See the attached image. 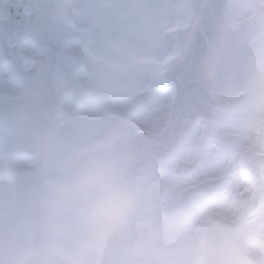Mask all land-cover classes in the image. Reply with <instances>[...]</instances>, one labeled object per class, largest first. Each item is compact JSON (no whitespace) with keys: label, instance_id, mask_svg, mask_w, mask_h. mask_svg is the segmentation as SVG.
<instances>
[{"label":"rangeland","instance_id":"rangeland-1","mask_svg":"<svg viewBox=\"0 0 264 264\" xmlns=\"http://www.w3.org/2000/svg\"><path fill=\"white\" fill-rule=\"evenodd\" d=\"M55 3L56 0H49ZM255 0H231L230 5L252 4ZM189 0H69L64 8L63 18L68 24L74 19L84 18L87 23L80 28L73 41L79 49L90 51L106 67L105 86L107 98L105 103L97 105L95 99L88 98L80 106H74L72 99L66 100V107H72L80 117L94 118L97 122L105 119L112 124L109 131L94 129L90 132L74 152L85 148H96L107 145L120 134L133 135L140 131L161 133L169 118L165 117L157 126L155 117L149 111L142 93H149L157 88L159 79L157 70L152 64L141 62L145 50L156 41L157 31L147 29L152 19L158 20L159 28L176 29L175 17L169 5L188 4ZM156 5V7H145ZM231 9L229 10V12ZM102 25L107 30L98 41L91 37L96 33L95 27ZM228 34L225 35V50L215 70L213 96L218 104L217 121L209 128L199 123L184 146L170 160L160 166L141 173L139 180L144 183L145 197L149 200L148 209L143 211L154 232V240L149 249L147 264H194L198 258L193 246L190 229L182 237L178 231L179 222L187 224L189 213L179 215V222L168 216L166 208L153 206L154 199L167 203L175 200L178 191L194 181L177 182L171 176V169L181 159H189V151L197 150L191 159L197 171L201 168H237V157L231 152L238 138V122L243 120V106L231 100L242 91L243 84L231 72L232 59L228 51ZM164 54L161 53V57ZM255 83L261 80L260 68L264 65V52L259 46L253 52ZM117 74L118 79H112ZM254 83V85H255ZM252 85V86H254ZM224 98L230 104H223ZM105 123V122H104ZM13 133V135H9ZM16 138L14 129L0 123V264L11 258L20 245L27 242L30 233L28 220L14 203L12 192V174L14 167L29 165L33 161L14 155L13 144ZM165 172L167 177L161 178ZM160 175V176H159ZM141 176V178H140ZM162 183L161 192L158 190ZM47 182L54 187L53 195L46 201L52 205L55 200L59 217L73 220L82 199L86 196L87 187L74 177L67 164H61L52 173ZM148 185V186H147ZM147 186V187H145ZM161 189V190H162ZM173 217V216H172Z\"/></svg>","mask_w":264,"mask_h":264},{"label":"snow or ice","instance_id":"snow-or-ice-1","mask_svg":"<svg viewBox=\"0 0 264 264\" xmlns=\"http://www.w3.org/2000/svg\"><path fill=\"white\" fill-rule=\"evenodd\" d=\"M0 5H3L0 7V25L14 19L21 22L23 29L21 36L9 43L7 52L0 47V100L17 95L35 96L38 78L54 77L59 81L69 74L73 84L78 85L97 75L99 68L94 55L73 43L80 28L87 23L84 18L74 19L68 24L62 11L53 4L0 0ZM225 7L231 9L227 16L231 72L246 87L254 85L253 52L257 46L264 52V0L227 6L217 0H205L202 4L188 3L175 9L169 5L176 29L165 27L161 30L155 18L144 26L158 33L154 45L145 50L141 61L152 64L159 79L156 89L141 94L155 117L154 127L165 117L170 119L173 114L183 112L194 100L204 109L207 89L198 77V68L203 60L208 34L215 28L218 13ZM178 33H183V38ZM161 53L164 54L162 57ZM73 58H78V63L73 64ZM260 75V85L264 89V65L260 68ZM118 78L117 74L112 77L114 80ZM106 98V91L101 90L94 103L102 105ZM261 107L264 108V92ZM231 179L229 177L213 195V200L232 199Z\"/></svg>","mask_w":264,"mask_h":264},{"label":"water","instance_id":"water-1","mask_svg":"<svg viewBox=\"0 0 264 264\" xmlns=\"http://www.w3.org/2000/svg\"><path fill=\"white\" fill-rule=\"evenodd\" d=\"M66 1L58 0V6H62ZM25 2L47 4L45 0ZM204 2L205 0H191L193 4ZM217 2L229 5V0ZM228 9L225 7L218 13L217 24L207 37L205 49L212 46L215 55L203 59L198 68V77L202 86L207 89L204 109L194 100L183 112L171 116L170 123L161 136L146 133L133 138L121 136L110 148L88 154L71 155L72 149L81 138L84 124L73 118L64 124L60 123L59 119L64 112L63 101L70 95L77 102H82L86 96H96L100 92L104 77L102 67L98 64L97 75L84 84L74 85L69 74L61 78L60 87H57V80L54 77L38 78V92L35 96H15L12 99L0 100V123L12 127L17 133L15 153L31 159L39 158L34 165L20 166L13 171L16 201L29 218L32 228L31 240H35L47 227L51 207L45 202L53 190L44 180L59 164L67 163L80 178L91 172L101 161L122 166L131 175L170 158L199 120L208 124L216 120V104L212 100L213 72L224 49ZM22 31L19 20H7L0 25V46L5 52L8 51L11 40L19 38ZM181 34L183 33H178ZM96 38L95 36L94 39ZM72 63H78V58H73ZM178 168L182 169L181 172L178 171L182 175H189L192 170V166L183 162L179 163ZM198 191L194 189L186 193L176 207H186ZM127 232L133 238L141 240L146 249L149 248L152 234L149 230L147 233L143 231L138 220L130 223ZM238 254L234 259L237 264H264V259H256L246 252L238 251Z\"/></svg>","mask_w":264,"mask_h":264},{"label":"clouds","instance_id":"clouds-1","mask_svg":"<svg viewBox=\"0 0 264 264\" xmlns=\"http://www.w3.org/2000/svg\"><path fill=\"white\" fill-rule=\"evenodd\" d=\"M214 55L209 46L203 59ZM81 179L87 193L75 218L59 217L53 199L46 229L17 247L4 264H147L149 253L143 242L127 232L133 220L146 233L151 228L139 213L136 177L122 166L101 161ZM195 243L198 264H237L223 240L198 238Z\"/></svg>","mask_w":264,"mask_h":264},{"label":"flooded vegetation","instance_id":"flooded-vegetation-1","mask_svg":"<svg viewBox=\"0 0 264 264\" xmlns=\"http://www.w3.org/2000/svg\"><path fill=\"white\" fill-rule=\"evenodd\" d=\"M264 89L261 88L260 81H256L254 86H242V91L237 95L239 107L243 106V120L238 122L235 148L231 152L237 157V168H195V172L190 178H180L171 175L177 182L194 181L191 186L201 184L208 185V193L197 195L189 209L182 211L177 210L170 214V210L175 200H168L163 203L158 200L157 207L166 208L168 216L179 222V215L189 213L187 224L179 222L178 231L183 237L185 231L190 229L193 238V246L197 250L195 241L198 238H206L208 231L207 223L211 221L214 215L223 220L234 221L237 223L236 240L242 244L248 251L253 254L264 257V163L255 169V175L250 171V161L256 156H264V108L261 107V97ZM195 148L190 149L189 159H183L192 162L191 159L196 155ZM175 168L171 169L173 173ZM260 172L256 174V172ZM161 178L167 177L165 172L160 173ZM159 175V176H160ZM139 176V175H138ZM137 176L138 188L141 192V203L144 204L142 213L148 209L145 197L144 183ZM229 181L232 199L228 201H215L213 195L221 188L222 185ZM141 178V176H140ZM209 180V181H208ZM207 181V182H205ZM205 182V183H203ZM158 190L164 192L161 182ZM148 186V185H147ZM145 186V187H147ZM187 186V185H186ZM183 186L178 194L182 193ZM162 189V190H161ZM173 216V217H172ZM214 229L218 233H223L222 223L216 219ZM198 260V258H196Z\"/></svg>","mask_w":264,"mask_h":264}]
</instances>
